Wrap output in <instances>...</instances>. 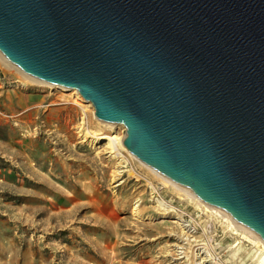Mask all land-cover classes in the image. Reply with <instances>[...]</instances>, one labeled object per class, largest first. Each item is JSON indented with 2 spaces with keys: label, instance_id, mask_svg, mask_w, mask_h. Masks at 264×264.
<instances>
[{
  "label": "water",
  "instance_id": "water-1",
  "mask_svg": "<svg viewBox=\"0 0 264 264\" xmlns=\"http://www.w3.org/2000/svg\"><path fill=\"white\" fill-rule=\"evenodd\" d=\"M0 52L264 239V0H0Z\"/></svg>",
  "mask_w": 264,
  "mask_h": 264
},
{
  "label": "rangeland",
  "instance_id": "rangeland-1",
  "mask_svg": "<svg viewBox=\"0 0 264 264\" xmlns=\"http://www.w3.org/2000/svg\"><path fill=\"white\" fill-rule=\"evenodd\" d=\"M115 131L0 57V264H264L246 231L123 144L113 157L100 137Z\"/></svg>",
  "mask_w": 264,
  "mask_h": 264
},
{
  "label": "bare ground",
  "instance_id": "bare-ground-1",
  "mask_svg": "<svg viewBox=\"0 0 264 264\" xmlns=\"http://www.w3.org/2000/svg\"><path fill=\"white\" fill-rule=\"evenodd\" d=\"M0 57L6 62L8 63L9 65H11L12 67L16 68L17 70H19L21 73H23L27 78L31 79V81H36L38 83H41V84H44V85H47V86H53V85H50V84H47L45 82H42L40 81L39 79H37L36 77H34L32 74H30L29 72L23 70L22 68H20L19 66H17L16 64H14L13 62H11L10 60H8L1 52H0ZM54 87H58V88H61V89H64L65 91H68V92H71L73 93L74 95L76 96H81L76 90H68V89H65L63 87H60V86H54ZM83 98V97H82ZM86 101V100H85ZM88 103L92 104L91 102L87 101ZM93 105V104H92ZM103 123H105L106 125H108L109 127L111 128H116L117 126L120 125V128H122V132H113V133H106L104 135H102L100 137V139L102 141H107L110 143L111 145V148H112V153L116 154V155H113L114 156H117L118 157V154L120 153L119 152V149H121V145L119 144H122V137H123V132H124V126L121 125V124H109L103 120H101ZM114 143H118V145L120 146L117 150L115 149V146H114ZM123 148V147H122ZM125 149V148H124ZM126 150V149H125ZM109 151V150H108ZM121 151V150H120ZM131 154V156L136 160L138 161L140 164H142L143 166H145L147 169H149L150 171H152L156 176L157 178H160L163 182H165L166 184L170 185V186H173L175 187L176 189H179V190H183L185 191L187 194H189L193 199L197 200L198 202H201L203 203L205 206H207L208 208L216 211L218 214H221L223 217H225L227 220H229L233 226L237 227V228H240V229H243L244 231H246L251 237H253L254 239L260 241V243L262 244V246L264 247V239H262L260 236H258L257 234H255L253 231H251L250 229H248L247 227H245L244 225H242L241 223H239L237 220H235L232 216H230L227 212L205 202L202 198H200L197 194H195L192 190L188 189V188H184V187H181L179 185H177L174 181H172L170 178H168L167 176H165L164 174L160 173L159 171L149 167L147 164H145L138 156H136L133 152H131L130 150H128ZM128 152V153H129ZM120 155V154H119ZM123 155V154H122ZM120 184V183H119ZM47 189V188H46ZM180 192V191H179ZM154 193V192H153ZM190 197V198H191ZM139 201V200H138ZM136 205V204H135ZM138 206V205H137ZM162 207V206H161ZM135 208H137L135 206ZM137 209H135V212H136ZM160 210V209H159ZM166 210V209H165ZM215 212V214H216ZM117 227V226H116ZM188 230V229H187ZM186 230V231H187ZM184 231V230H183ZM185 231V232H186ZM238 231V230H236ZM186 234V233H185ZM184 234V235H185ZM183 236V235H182ZM188 236V234H187ZM188 238V237H187ZM186 238V239H187ZM190 238V237H189ZM189 241V240H188ZM191 242V240H190ZM189 242V243H190ZM191 246V245H190ZM107 247V246H105ZM180 247V246H179ZM177 248H178V244H177ZM172 249V248H171ZM187 249V248H186ZM193 249V247H192ZM204 249V248H203ZM205 250V249H204ZM209 250V249H208ZM184 251V250H183ZM192 251V250H191ZM194 252V251H193ZM171 253V252H170ZM208 253V252H207ZM179 254V253H178ZM197 254V253H196ZM209 254V253H208ZM207 254V255H208ZM172 255L173 252H172ZM184 255V254H183ZM110 257V256H109ZM201 257V256H200ZM105 258V257H104ZM174 258V257H173ZM176 258V257H175ZM206 258V256H205ZM204 258V260L202 261H205L206 259ZM108 260V258L106 259ZM264 260V259H263ZM195 262V261H194ZM202 264V263H200Z\"/></svg>",
  "mask_w": 264,
  "mask_h": 264
}]
</instances>
